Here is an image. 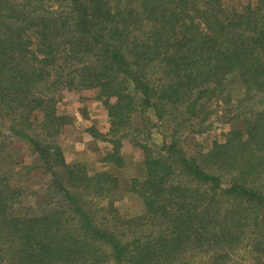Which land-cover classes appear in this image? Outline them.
I'll return each mask as SVG.
<instances>
[{"label":"trees","instance_id":"16d2710c","mask_svg":"<svg viewBox=\"0 0 264 264\" xmlns=\"http://www.w3.org/2000/svg\"><path fill=\"white\" fill-rule=\"evenodd\" d=\"M230 77L239 102L256 104L242 128L189 156L185 121ZM62 89L97 90L113 145L105 163L124 165L136 112L174 124L158 151L136 143L146 172L128 189L136 213L120 211L115 173L66 160ZM0 134L27 142L31 192L46 200L32 212L21 178L0 175V264H199L205 254L202 264H232L242 246L247 264H264V0H0Z\"/></svg>","mask_w":264,"mask_h":264},{"label":"rangeland","instance_id":"374dc122","mask_svg":"<svg viewBox=\"0 0 264 264\" xmlns=\"http://www.w3.org/2000/svg\"><path fill=\"white\" fill-rule=\"evenodd\" d=\"M227 1L232 4L243 0ZM225 87L226 90L222 97H215L206 102L204 108L185 121L179 135L180 143L189 156H199L209 151L214 141L224 140L230 128H242L248 108L256 104L255 101L239 102V97L243 96V90L235 77L228 78ZM57 97L58 112L68 116L58 136L66 160L85 163L90 170H108L115 173L119 178L120 192H122V197L117 202L120 211L129 215L136 213V208L139 206L128 189L132 185L133 178H142L146 174L143 164L145 152L136 143H146L156 152L164 141H169V130L172 131L171 127L174 129V124L170 125L167 131V123L158 120L153 108L150 107L136 112L132 116L128 135L121 138L120 154L123 156L124 165L118 167L102 161V157L112 150L113 145L108 141L110 136L106 134L110 129L108 110L103 102L97 99V90L62 89L58 91ZM122 133L126 132L122 131ZM32 157L26 141L2 137L0 134V175L11 173L21 178L13 181L22 191L23 195L20 200L26 207L30 206L32 212L38 213L45 207L46 200H43V204L40 203L31 192L34 180L27 179L28 171L24 168L31 163ZM18 158L24 159L25 162H16ZM9 161L13 165L8 168ZM38 175L42 179L46 177L42 172ZM33 184L38 185L36 182ZM55 198L59 200L61 197L56 196ZM252 258L249 247L243 248L242 246L237 253L233 254L231 261L232 264H247ZM204 259L207 260L206 254L196 258L199 264H202Z\"/></svg>","mask_w":264,"mask_h":264}]
</instances>
